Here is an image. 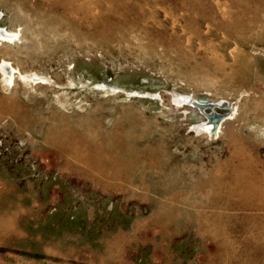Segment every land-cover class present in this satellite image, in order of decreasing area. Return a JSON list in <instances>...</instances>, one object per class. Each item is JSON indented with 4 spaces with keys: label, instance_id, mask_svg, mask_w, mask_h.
I'll return each instance as SVG.
<instances>
[{
    "label": "rangeland",
    "instance_id": "374dc122",
    "mask_svg": "<svg viewBox=\"0 0 264 264\" xmlns=\"http://www.w3.org/2000/svg\"><path fill=\"white\" fill-rule=\"evenodd\" d=\"M0 35V264H264V0H0Z\"/></svg>",
    "mask_w": 264,
    "mask_h": 264
},
{
    "label": "water",
    "instance_id": "95a60500",
    "mask_svg": "<svg viewBox=\"0 0 264 264\" xmlns=\"http://www.w3.org/2000/svg\"><path fill=\"white\" fill-rule=\"evenodd\" d=\"M222 104H223V103H222ZM204 105H205V104H204ZM207 105H209V106H207V107H211V106H213V105H211V104H207ZM223 107H225V105H223ZM216 117H217V118H220V119L222 118V117L217 116V115H216Z\"/></svg>",
    "mask_w": 264,
    "mask_h": 264
},
{
    "label": "bare ground",
    "instance_id": "6f19581e",
    "mask_svg": "<svg viewBox=\"0 0 264 264\" xmlns=\"http://www.w3.org/2000/svg\"><path fill=\"white\" fill-rule=\"evenodd\" d=\"M0 36L2 37V35H0ZM6 73H8V72H6ZM190 104H191V105H195V106H196V104H195V102H194V101H193V103H191V102H190ZM216 127H217V126H216Z\"/></svg>",
    "mask_w": 264,
    "mask_h": 264
}]
</instances>
